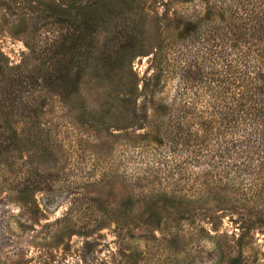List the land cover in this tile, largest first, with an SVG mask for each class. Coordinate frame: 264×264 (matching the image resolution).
<instances>
[{
    "label": "rangeland",
    "instance_id": "obj_1",
    "mask_svg": "<svg viewBox=\"0 0 264 264\" xmlns=\"http://www.w3.org/2000/svg\"><path fill=\"white\" fill-rule=\"evenodd\" d=\"M96 1L0 0V264H264V180L185 164L157 142L170 118L155 110L201 91L228 32L248 28L264 0H106L76 90L47 100L41 56L71 30L44 3L73 14ZM126 44L110 70L107 54ZM129 69L135 121L120 129L124 115L104 111ZM164 193L192 201L181 219L158 203L157 227L149 207Z\"/></svg>",
    "mask_w": 264,
    "mask_h": 264
},
{
    "label": "trees",
    "instance_id": "obj_2",
    "mask_svg": "<svg viewBox=\"0 0 264 264\" xmlns=\"http://www.w3.org/2000/svg\"><path fill=\"white\" fill-rule=\"evenodd\" d=\"M99 2L79 4L73 14L64 2L56 5L44 3V16L53 18L52 22L67 25L71 30L61 39L53 41L41 56L40 75L47 100L76 90L82 69L78 67L74 70V67L80 66L81 61L86 63L91 60L97 26L105 16L102 11L112 12L106 0ZM257 5L258 10L249 19L251 24L248 28L235 24L234 30L228 32L233 31L234 41L224 44L223 51H218L219 68L201 76L204 79L201 91H195L192 100L160 104L155 108L162 116L170 118L169 125L156 131L161 136L158 143L165 142L173 151L181 152L185 164L203 163L210 165L211 170L219 168L228 179L236 176L264 180V1ZM241 12L242 6L235 7L229 15L239 18ZM226 24L230 26L229 22ZM86 44L89 49L83 52L81 48ZM128 44L120 47L114 55L107 54L113 59L110 70L116 67L122 70L129 55ZM212 45L219 46V43L216 41ZM103 55L104 52L100 53L101 61ZM103 58L106 60L107 57ZM129 71L134 79L131 80L128 74L125 83L118 80L116 86H119L112 87L107 93V96H114L116 103L113 99L108 100L106 105L109 108L104 111L106 114L117 111L124 115L119 116L126 123L120 129L128 127V123L134 125L135 121L129 112L137 106L138 86L136 74L131 69ZM124 76L121 74L119 79ZM140 116L138 120L144 119L147 114ZM190 201L186 196L164 193L151 203V217L159 215L156 213L159 207L167 206L181 219L183 214L180 213L186 211ZM158 203L160 206L157 208ZM125 204L129 206L131 199H127ZM154 221L159 227L162 216ZM225 264L238 262L235 257H230Z\"/></svg>",
    "mask_w": 264,
    "mask_h": 264
}]
</instances>
